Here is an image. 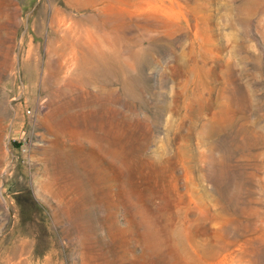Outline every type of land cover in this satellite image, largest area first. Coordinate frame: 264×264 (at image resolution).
Wrapping results in <instances>:
<instances>
[{"label": "rangeland", "instance_id": "obj_1", "mask_svg": "<svg viewBox=\"0 0 264 264\" xmlns=\"http://www.w3.org/2000/svg\"><path fill=\"white\" fill-rule=\"evenodd\" d=\"M0 264H264V0H0Z\"/></svg>", "mask_w": 264, "mask_h": 264}, {"label": "trees", "instance_id": "obj_2", "mask_svg": "<svg viewBox=\"0 0 264 264\" xmlns=\"http://www.w3.org/2000/svg\"><path fill=\"white\" fill-rule=\"evenodd\" d=\"M18 199V204L20 206L21 211L25 210V207L28 206L27 203L32 207V208H36V201L34 200V198L32 197V195L30 193H28L27 197L22 198L21 195L17 196Z\"/></svg>", "mask_w": 264, "mask_h": 264}]
</instances>
